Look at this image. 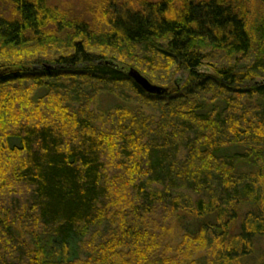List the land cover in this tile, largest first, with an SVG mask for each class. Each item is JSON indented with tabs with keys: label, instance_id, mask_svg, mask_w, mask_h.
<instances>
[{
	"label": "trees",
	"instance_id": "16d2710c",
	"mask_svg": "<svg viewBox=\"0 0 264 264\" xmlns=\"http://www.w3.org/2000/svg\"><path fill=\"white\" fill-rule=\"evenodd\" d=\"M5 1L0 264H264V0Z\"/></svg>",
	"mask_w": 264,
	"mask_h": 264
},
{
	"label": "rangeland",
	"instance_id": "374dc122",
	"mask_svg": "<svg viewBox=\"0 0 264 264\" xmlns=\"http://www.w3.org/2000/svg\"><path fill=\"white\" fill-rule=\"evenodd\" d=\"M51 8L55 11L60 12L67 21L74 20L78 22H84L88 25L90 31L102 33L107 30L106 22L104 20V12L107 4L109 2H118L122 3L127 1L129 3H135L140 0H45ZM156 1V0H152ZM10 5L5 0H0V15H9L10 14ZM250 22L255 23L260 20L263 16V8L258 2H252L250 5ZM37 69H40V66H36ZM128 70V68H127ZM126 70V71H127ZM201 72L212 73L211 70L203 69ZM186 77L184 72L177 73L173 79L171 85H174V82L181 83ZM171 88H169L170 90ZM167 91V89H166ZM42 93V92H41ZM40 93V95H41ZM39 96V94H37ZM117 103H121L118 97L109 94H99L97 101L94 105V111L99 113H106L109 110H112ZM135 107V105L129 103ZM263 245V243H259ZM250 260V259H249ZM250 264L258 263L256 261L255 255L249 261Z\"/></svg>",
	"mask_w": 264,
	"mask_h": 264
},
{
	"label": "water",
	"instance_id": "95a60500",
	"mask_svg": "<svg viewBox=\"0 0 264 264\" xmlns=\"http://www.w3.org/2000/svg\"><path fill=\"white\" fill-rule=\"evenodd\" d=\"M128 76L132 79V81L139 85L143 91H145L148 94H164L166 92V89L162 87H158L156 85H153L152 83H149L141 74L140 72H137L133 68H129L126 72Z\"/></svg>",
	"mask_w": 264,
	"mask_h": 264
}]
</instances>
